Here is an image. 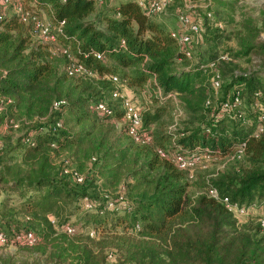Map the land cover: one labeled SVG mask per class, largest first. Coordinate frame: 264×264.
Returning <instances> with one entry per match:
<instances>
[{
	"label": "trees",
	"instance_id": "1",
	"mask_svg": "<svg viewBox=\"0 0 264 264\" xmlns=\"http://www.w3.org/2000/svg\"><path fill=\"white\" fill-rule=\"evenodd\" d=\"M24 2L33 15L47 14L55 39L31 41L15 14L0 18V104L4 108L0 123L5 119L22 130L0 171L4 243L30 232L33 242L41 241L36 250L44 254L48 248V264H105L114 249H104L103 237H92L106 233L118 251L115 264H264V234L258 222L238 224L230 211L205 193L188 195L187 171L173 163L174 155L222 158L242 146L249 166L239 173L203 180L204 190L213 186L239 205L264 204V41L253 42L251 26L243 25L246 36L240 51L232 56L250 53L254 67L222 86L225 92L213 111L219 116L190 130L153 135L149 125L165 112L163 105L141 115L149 143H134L126 134L127 141L119 143L103 124L112 118L121 120L123 115L118 99L107 101L113 85L106 76H116L133 88L148 81L160 89V104L172 105L174 94L186 108L200 111L198 103L207 100L205 108L212 104L209 94L214 89L209 81H202L208 80L207 64L216 66L219 53L212 47L194 52L192 35L180 47L158 14H146L132 0H101L104 7L93 20L86 17L100 5L96 0ZM192 3L194 12H203L205 19L213 17L211 1ZM258 13L264 21V7ZM60 20L64 24L57 31ZM213 30L221 32L222 28ZM208 37L214 41L217 35L210 31ZM53 45L66 49L71 62L97 75V84L57 71L50 56ZM206 53L209 56L203 58ZM178 61L184 66L177 68ZM98 100L107 101L108 112L95 109ZM54 101L62 103L51 110ZM224 104L228 107L223 108ZM156 148L164 150L165 157H159ZM58 155L87 159L86 163L96 165L99 181L83 177L75 183L61 167L54 172L50 161ZM124 178L129 180L124 182ZM116 186L123 190L122 197L99 194V187ZM5 205L24 213L23 223L12 212L3 211ZM67 207V214L77 212L79 228L71 234L55 233L53 221L46 216L56 215L58 226L67 224ZM30 216L40 219L33 223ZM87 224L92 226L84 234L82 226ZM117 226L121 228L118 233ZM0 264L12 263L7 259Z\"/></svg>",
	"mask_w": 264,
	"mask_h": 264
},
{
	"label": "rangeland",
	"instance_id": "2",
	"mask_svg": "<svg viewBox=\"0 0 264 264\" xmlns=\"http://www.w3.org/2000/svg\"><path fill=\"white\" fill-rule=\"evenodd\" d=\"M105 1L108 2L110 0ZM191 1L196 2L197 0ZM207 1H211L212 3L211 9L213 11V17L205 19L203 12H194V8L184 9L183 0H171L165 6L163 11L157 15V18L161 19L169 29L180 31L176 16L179 12L188 14L191 19L197 22L200 28L198 33L195 35L193 34L191 37L190 47L192 50L194 52H200L212 47L215 52L219 53V55L226 57V60H221L219 58L218 62H215L217 66L216 68L219 70L221 75V87L216 90H211L209 94V98L211 99L210 103H212L211 107L205 108L204 100L202 103H198V106L202 108L200 111H191L183 105L180 98H175V102L177 103L176 105L160 104L159 97L149 82H146L144 86L140 88L129 87L123 82L120 87L121 92L132 101V103L140 111L141 115L146 112H152L154 109L166 105L165 112L158 119V121L149 125V131L152 132L153 135L164 133V130L168 132L183 131L185 129L190 130L197 125L209 121L211 118L219 116V113H215L213 111L225 92L223 87L231 82L233 76L246 74L254 67V63L251 60L253 57L250 55V53L234 57L232 55L237 53V51H240V42L242 41L241 39L244 37V35L246 36V30L243 27L245 24H249V26L252 28V31L255 33V37L253 39L254 43H256V41H264V21L260 19L258 13L260 7H264V0ZM26 5L27 4L24 2V0H9L7 4L1 6L0 18L9 17L15 14L17 7L24 8ZM103 7V3H100V5L96 4L94 12L89 14L86 17V20L96 19L97 12L101 11ZM173 13H175V15H173ZM36 15L38 16L39 20L48 23L52 31L53 24L50 22L47 14L44 11H39ZM204 26H207L208 29H204ZM215 27L222 28V31H214L213 28ZM23 30L31 41H44L40 39L38 30L32 25H23ZM210 31L217 35V38L214 39V41L208 37ZM50 51V56L52 57V61L57 71H65L69 65L68 59L64 57V55L61 53V50L55 45L51 46ZM205 55L209 56L206 53L203 54L202 57H207ZM183 66L184 65L180 61L176 63L177 68H181ZM74 77L88 81L92 86L96 85L99 79L98 76L94 74L92 76L76 74ZM202 83H208L207 78H205V80L203 78ZM107 101L111 102L113 99L110 98ZM112 104L117 108L115 101L112 102ZM175 109H177V113H174ZM103 124L110 128L111 137L114 139L118 138L119 143H124L127 141L126 135L124 133V122L122 119L118 120L112 118L106 120ZM21 131L22 130H20V128L13 126L0 128V171L3 170L2 162L10 157L9 155H11L9 152V147L12 146V144L15 142V139L21 134ZM86 160L80 161L66 158L64 155H58L52 157L50 164L54 172H59L60 167L66 164V166L79 171L86 181L92 179L99 181L94 171L96 169V165L86 163ZM248 166L249 163L246 160V155L243 152H241V156L239 158H235L234 156L222 158L200 156L195 161L192 168L189 169V172L184 174V178L188 184L187 194L191 196L203 194V180H216L222 176L228 175L229 173H239V171ZM5 175L6 178L10 176V174ZM128 180V178H124V182H127ZM96 181L94 184L99 185V182ZM98 191L103 197L109 198L116 195H120L122 197L123 195V190H119L118 186L107 188L99 187ZM122 199H124V196ZM242 206L245 208L244 213L231 212L233 218L236 220V223L242 224L246 221L253 220V223L256 224L258 219L264 217V204ZM12 207L14 206L5 205L2 207V210L12 212L14 218L17 221H21L23 223V216L25 218V214L15 210ZM70 208L71 206L69 209ZM69 209L67 207L64 211L66 215H69L67 222L64 223L71 225L74 230H77L79 228V224L75 223L77 212L67 214V212L69 213ZM30 219L31 221H34L33 223H36L40 217L30 216ZM46 219L53 221L52 229L55 231V233H62L60 225H57L58 218L56 215L49 214L46 216ZM91 226L92 225L88 224L85 225V228L82 226V231L84 234H86L87 231L91 229ZM120 230L121 228L117 226L116 233L120 232ZM105 234L98 233L92 238L98 240L100 237H103L104 240L102 241L107 245L104 249H114L115 252L113 251V253L107 257L105 264H115L118 251L116 252V249L111 246L109 239L107 238L108 236ZM38 244H41L39 238L35 239L31 245H27L19 240L6 242L0 246V261L9 259L12 264H48L46 258L48 248L44 254H42L40 251L35 249Z\"/></svg>",
	"mask_w": 264,
	"mask_h": 264
},
{
	"label": "built area",
	"instance_id": "3",
	"mask_svg": "<svg viewBox=\"0 0 264 264\" xmlns=\"http://www.w3.org/2000/svg\"><path fill=\"white\" fill-rule=\"evenodd\" d=\"M97 2H100L101 0H96ZM139 6L141 9L145 11L146 14H159L163 11L165 6L171 1V0H132ZM9 0H0V9L1 6L4 4H7ZM194 7V4L191 0H183V8L184 9H191ZM17 21L22 23L23 25H32L35 29L38 30L40 39L45 41H53L55 39V34L51 32V27L48 23L42 22L39 20L38 16L33 15L30 13L27 9L17 7V10L15 12ZM177 22L180 27V31H171L170 36L175 40L177 45L180 47H184L187 43L190 41V37L193 34H196L199 29V25L191 19V17L186 13H179L177 16ZM64 21L60 20L57 22L55 29L57 31H60V28L63 26ZM189 32V33H187ZM41 41V40H40ZM42 42V41H41ZM61 53L66 56V58L69 61V65L66 68V72L68 74H80L83 76H92L93 73L84 68L80 64H75L71 62L70 55L68 54L66 49H62ZM98 55V54H96ZM185 55L188 56V52H185ZM219 58L221 60H226V57L223 55H219ZM209 69V78L208 81L211 84V87L216 90L219 88L220 85V73L219 70L216 68L215 64L210 62L207 64ZM107 79L111 81V84L113 85V90L110 93L111 99H118L120 103V108L123 111L122 120L124 122V131L127 137L137 144H147L150 142V136L146 133V131L142 128L141 123V114L140 111L136 108V106L132 103V101L121 92L120 87L123 83V81L119 80L116 76L108 75L106 76ZM148 82V81H147ZM153 82V80H152ZM155 92L157 93L159 100L163 99V96L161 94V91L158 87H153ZM172 103L173 105H176L175 102V96L174 94H171ZM1 101V100H0ZM233 102H237V97H234ZM62 103V101H54L51 104L50 109L55 110L58 108V106ZM107 101L105 100H98L95 103V109H97L99 112H108V108L106 106ZM208 101L206 100L204 105H206ZM228 106L226 104L223 105V108H227ZM4 110L3 106L0 104V112ZM177 113V109L174 110V113ZM8 126L16 127L17 124H12L11 121L3 120L0 123V128H5ZM53 146V145H52ZM1 149V144H0ZM241 152H243L242 146H237L235 149L228 155L224 157H235L239 158L241 156ZM156 153L159 157H165V152L161 148H156ZM201 156H207L208 155H201ZM198 157H192L190 159H187L185 156L180 155H174L173 156V163L179 170H186L189 172V169L192 168L195 161L199 158ZM61 172L65 175H68L75 183H79L83 180V176L81 173L76 171L74 168H70L66 166L65 164L61 166ZM121 187V185H120ZM204 193L214 199L215 201L220 202L228 211L234 212V213H244L245 208L242 205H239L235 202H230L229 199L226 196H221L217 189L213 186L207 187V189L204 190ZM83 205L85 207H89V204L86 202V200H83ZM52 222V220H51ZM260 231L264 234V217L257 220ZM61 231L66 234H71L74 229L72 226L68 224H64L60 226ZM89 235H93V231H89ZM17 240L22 241L23 243L27 245H31L33 243V236L32 233L26 232L21 233L18 235ZM5 240L3 235L0 233V246L4 244ZM113 251H109L107 257H109Z\"/></svg>",
	"mask_w": 264,
	"mask_h": 264
}]
</instances>
